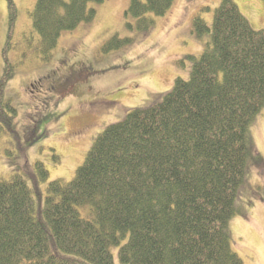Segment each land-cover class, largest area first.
Here are the masks:
<instances>
[{
  "label": "trees",
  "instance_id": "trees-1",
  "mask_svg": "<svg viewBox=\"0 0 264 264\" xmlns=\"http://www.w3.org/2000/svg\"><path fill=\"white\" fill-rule=\"evenodd\" d=\"M102 1L37 0L42 52ZM174 1L131 0L128 12L148 29V15H165ZM7 4L12 27L16 9ZM194 31L211 40L191 56L189 78L99 134L72 180L48 184L39 214L26 176L0 178V264H114L112 246L123 264H245L230 224L249 163L260 158L252 128L264 109V28L223 0L212 25L197 16ZM9 73L0 81V133L15 130L16 109L4 100ZM36 169L46 180L45 165Z\"/></svg>",
  "mask_w": 264,
  "mask_h": 264
},
{
  "label": "rangeland",
  "instance_id": "rangeland-1",
  "mask_svg": "<svg viewBox=\"0 0 264 264\" xmlns=\"http://www.w3.org/2000/svg\"><path fill=\"white\" fill-rule=\"evenodd\" d=\"M36 1L12 0L11 27L7 0H0V81L11 72L4 100L17 113L15 130L0 133V178L26 176L39 214L48 184L72 180L99 134L134 109L161 102L178 78H189L191 56L199 57L211 40L209 33L198 37L194 19L201 16L211 26L223 0H175L165 15H148L154 19L148 29H139L128 12L131 0L94 2L95 16L64 32L47 56L33 25ZM233 1L256 30L264 28V0ZM114 37L115 46L105 51ZM88 72L91 88L83 81ZM73 73L82 74L80 80L66 87L57 83ZM97 93L120 104L96 110ZM252 132L260 158L249 163L248 182L239 193L241 212L230 224L231 243L245 264H264V109ZM37 162L49 171L46 180L35 179ZM111 252L114 264H123L119 247Z\"/></svg>",
  "mask_w": 264,
  "mask_h": 264
},
{
  "label": "flooded vegetation",
  "instance_id": "flooded-vegetation-1",
  "mask_svg": "<svg viewBox=\"0 0 264 264\" xmlns=\"http://www.w3.org/2000/svg\"><path fill=\"white\" fill-rule=\"evenodd\" d=\"M87 78L83 81H85L86 83L85 84H88L90 83V72H88L87 74ZM82 74L78 73H73V74H70V76H65V77H62V78H58L57 83H65L64 87H66L67 85H71L70 81L72 82H76L77 80H80ZM85 76V75H84ZM83 81H81L83 83ZM84 84V85H85ZM32 86V85H31ZM89 87L91 88V86L89 85ZM65 90V89H64ZM108 94L106 93H97L95 98H94V104H96L97 106H95V109L96 110H99V109H102L101 105L103 106H107V107H113L115 105H119L120 104V100L116 97H112V98H109L107 97Z\"/></svg>",
  "mask_w": 264,
  "mask_h": 264
}]
</instances>
